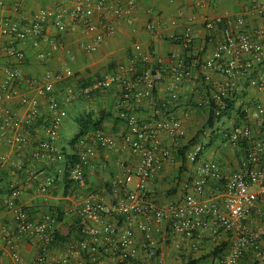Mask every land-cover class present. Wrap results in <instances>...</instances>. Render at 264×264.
I'll list each match as a JSON object with an SVG mask.
<instances>
[{
    "label": "built area",
    "instance_id": "2783aa9c",
    "mask_svg": "<svg viewBox=\"0 0 264 264\" xmlns=\"http://www.w3.org/2000/svg\"><path fill=\"white\" fill-rule=\"evenodd\" d=\"M7 1L0 0V11ZM55 1L58 10H42L25 29L14 22L0 23V36L31 39L32 47L39 50V58L45 62L61 46L46 35L48 19L54 20L59 33H65L71 25L84 26L93 37V44L85 48L88 52L98 50L107 38L115 36L118 25L137 22L133 0H77L69 10ZM100 10L110 14L115 23L99 24L95 16ZM249 12L261 20L252 32L245 31L244 17L221 11L206 21L208 31L220 30L222 36L209 60L199 62L195 57L188 62L173 56L163 70L153 65L161 62L156 52L138 40L133 45L132 63L119 65L89 86L59 88V98V84L75 76L70 67L45 71L40 82L26 78L18 66L7 68L0 81V170L21 166L11 154L2 151L3 145L15 151L27 149L35 163L57 165L61 174L45 176L37 192L49 196L56 184L71 182L65 198L70 203L67 212L75 220L76 238L56 242L57 215L30 213L25 209L23 189L13 186L0 204L14 214V225L2 227L7 240L2 256L13 264H264V102L246 109L250 124L225 134L227 144L242 153V159L230 172L217 160H205V144L186 142L183 121L165 118V112H155L164 117L152 123L121 113L127 127L118 134L97 131L82 145L74 165L67 162L58 145L69 104L116 84L122 87L125 98L121 106L131 98L141 103L152 97L167 77L173 80L176 101L181 86L195 79L197 73L208 84L220 76L225 78L214 97L219 102L220 96H234L239 78L246 74L254 75L250 86L264 92V74L260 72L264 67V0H253ZM157 26L151 22L147 29L155 33ZM174 40L193 56L203 50L190 27ZM46 42L49 47L43 48ZM9 53L17 64H25V52L11 48ZM43 99L53 119L45 137L31 147L30 128L41 116ZM12 101L25 109V116L6 105ZM183 149L186 172L192 175L182 183V196L168 201L156 182L165 165ZM116 150L125 158L112 159ZM102 153H106L103 159ZM93 177L97 180L94 184ZM36 179L35 173L29 174V180ZM26 237L34 240L37 247L33 260H27L19 249L20 241Z\"/></svg>",
    "mask_w": 264,
    "mask_h": 264
},
{
    "label": "crops",
    "instance_id": "0c3cea01",
    "mask_svg": "<svg viewBox=\"0 0 264 264\" xmlns=\"http://www.w3.org/2000/svg\"><path fill=\"white\" fill-rule=\"evenodd\" d=\"M137 5V22L134 25L121 24L117 26L116 35L107 38L101 47L92 52H88L85 48L93 44L92 35L88 34L85 27L82 25H71L65 33H59L55 28L53 19H48L46 25L49 36L52 40L60 42V48L55 51L51 58L43 62L39 58V50L32 47L31 39L20 40L14 36H0V81L5 78V71L9 67L18 66L22 74L33 82H40L45 71H58L64 67H70L75 72L74 80L69 78L67 81L59 84L56 91L58 98L61 96L59 88L66 86L77 89L83 88L81 84L88 81L89 86L97 79L101 78L109 71L115 70L121 64L132 63L131 59L135 56L134 43L138 40H143L145 48H152L157 58L161 61H155L154 66L160 69H167V64L173 56L185 58L187 61H193L196 56H193L181 43L174 40L175 37L183 36L185 30L190 27L199 41L202 51L199 53L203 56V61L209 60L219 42L222 40L221 31L216 30L210 32L206 28V21L212 19L217 11L225 12L226 14L244 17L246 19L245 31L252 32L261 24L260 17L257 14H251L249 8L253 0H133ZM77 0L69 2L59 0V6L64 9H71ZM63 4V5H62ZM42 10H58V3L55 0H8L6 7L0 11V23L14 22L27 28L39 15ZM95 20L99 24L111 25L115 20L110 14L105 11H97ZM155 22L158 29L155 33L147 29V25ZM46 42L43 48H48ZM17 48L26 53L27 58L24 65H19L10 56L9 50ZM134 63V62H133ZM135 64V63H134ZM264 67H262L263 69ZM263 73V71H261ZM140 74V71L137 73ZM264 74V73H263ZM252 75V73H251ZM246 74L239 78L238 90L243 85L250 86L252 76ZM76 78V79H75ZM71 79V80H70ZM84 79L85 82L80 80ZM73 82V83H72ZM79 82L81 84H79ZM225 78L220 76L215 80L211 87L213 92L218 93V88L225 84ZM72 85V86H71ZM202 82V74H195V79L185 82L178 91V99L173 98L174 88L173 80L167 77L160 84L152 97L144 99L141 103L131 98L125 101L123 109L136 115L140 120L152 123L155 120L161 119L164 116H155V111L167 112L168 117L179 118L183 121L186 127V135L193 130L195 120L199 117V112L204 116L206 108L201 107L206 97H201L199 91ZM84 86V87H86ZM251 87V86H250ZM26 87L23 86L22 89ZM1 91V88H0ZM237 92V91H236ZM122 87L118 84L111 89L105 91L102 95L94 97L90 104L82 101V99L73 100L69 106L68 117L64 120L63 128L58 141L59 148L71 154L67 143L76 132L75 120L77 116L87 108H95L99 110L101 107L111 109L115 116L120 115V104L122 101ZM244 99V98H243ZM247 99V98H246ZM201 100V101H200ZM245 100V99H244ZM11 109L17 111L21 116H25V109L17 101H12L6 104ZM49 116V106L45 99L41 105V116L33 122L30 128V145L34 147L38 141L45 137L46 128L52 121ZM127 127L125 120L120 121L118 125L114 122L105 124L106 132L118 134L121 130ZM215 148L210 149L204 154L206 160H217L224 165L225 170L230 172L234 169L242 159V153L233 152L223 157L222 155L213 152ZM238 150V149H237ZM2 151L11 154L18 162H21L20 168L11 170H0V204L6 201L13 186H20L23 189L26 201L25 209L36 216L44 214H54L58 219L55 226L56 242H72L76 238V227L74 226V218L68 214L67 210L70 206L66 195L65 182H60L52 189V195L42 196L37 192V185L44 179L45 176H59L61 172L57 165L48 167L45 163H35L30 156L29 151H15L9 145H3ZM106 153H102L100 158H105ZM125 158L124 153L114 151L112 159ZM175 161V160H174ZM173 161V162H174ZM179 163V162H177ZM171 161L168 162L161 172L156 183H160V187H164L161 182L170 175ZM35 173L36 180H29V174ZM188 177L191 172H187ZM188 178H186L185 182ZM93 184L97 181L95 177L92 179ZM184 182H181V184ZM178 186V192L173 197L166 200H178L185 191L183 184ZM160 188L162 192L163 188ZM71 190V189H70ZM180 192V193H179ZM164 193V192H162ZM57 195V198L55 197ZM61 201V202H60ZM14 225V214L7 212L3 207H0V264H13L10 259L2 256V249L6 246L5 232L3 226ZM20 251L27 258L33 260L37 254L35 241L28 237L20 241Z\"/></svg>",
    "mask_w": 264,
    "mask_h": 264
},
{
    "label": "trees",
    "instance_id": "16d2710c",
    "mask_svg": "<svg viewBox=\"0 0 264 264\" xmlns=\"http://www.w3.org/2000/svg\"><path fill=\"white\" fill-rule=\"evenodd\" d=\"M53 23H54V20H53ZM46 35H49L47 28H46ZM188 51H189V49H188ZM202 56H203L202 54L201 55L199 54L196 56V58L198 59L199 62L203 61ZM73 78L74 77H72L71 79H73ZM80 81L85 82L84 79H82ZM202 82L204 83L205 87H203L201 85L199 91L201 92L202 98L206 97L205 101H203L204 106H201V107L206 108V114H205L206 120H205V124L203 125V128L200 130V134L197 135L193 139V141L190 142V144L203 143V144H205V147L207 149V148H211L213 146V144L223 136L222 132L220 133L223 126H225L227 124H229V125L234 124L232 126H229L228 129L231 130V129H233V127L240 126L245 122H246V124H250L249 123L250 119L247 120V114H246V112H243V108L245 105H244V103H239L240 102L239 96L237 94H235L234 96H228L227 95V97L220 96L221 102H219V101L215 100V98H214L217 93L213 92L214 89L211 87V84H208L203 76H202ZM79 84H81V83L79 82ZM86 85H88V81L81 84V86H83V87ZM105 91H107V90L99 91L98 93L90 94V95L84 96L83 98H80V99H82V101H85L86 103L90 104V102H92V99H94V97L102 95ZM122 100L123 101L125 100L124 96L122 97ZM119 109H120V115L117 118L114 117L115 114L111 109H108L105 107H101L99 110L90 107V108L85 109L83 112H81L77 116V118L75 120L76 132L72 136V138L69 140V142L67 143L68 149L71 150V154H67L64 152V155H65L67 162H69L71 165H74L75 163H77L79 160L80 150L83 147L82 145H84V143L88 142V139L93 134H95L97 131H99V130L106 131L105 124L107 122L111 121V122H114L115 125H118L120 123V121L124 120L121 117V113L126 114V115H133L131 112L129 113V112L125 111L122 106H120ZM155 112H162L163 113L162 110L161 111L156 110ZM165 113L169 114L167 112H165ZM208 132L210 133L209 136H207ZM204 139L209 140L208 144H206L203 141ZM184 153H185V149L181 150L179 152V154L175 157V161L182 164L180 174L185 172L187 169V161L185 159ZM181 182H182V179H181V176H179L177 178V186H176V188H174L173 193H176L178 191V189H179L178 186L181 184ZM65 184H66V190L69 191L71 189V186H72L71 182H69L67 180V181H65ZM58 219H61V217H58ZM188 264H196V262H190Z\"/></svg>",
    "mask_w": 264,
    "mask_h": 264
},
{
    "label": "rangeland",
    "instance_id": "374dc122",
    "mask_svg": "<svg viewBox=\"0 0 264 264\" xmlns=\"http://www.w3.org/2000/svg\"><path fill=\"white\" fill-rule=\"evenodd\" d=\"M261 71H263V73H264V68L263 69L261 68L260 72ZM235 94H237L239 96V101H240L239 103H244V105H245L243 108V112H246L247 120H249V115H248L249 113H247L246 109H250L256 103L264 102V92H258L248 85L247 86L246 85L241 86L239 88V90H237V92H234V95ZM198 115H199V117L196 118L195 120H193V122H195V126L193 127V130L190 131L186 135V142L190 143L191 141H193V139L197 135L200 134V130L203 128V125L205 124L206 115L204 116L201 112H199ZM245 124H246V122L243 123L242 125H245ZM232 125H234V124H232ZM232 125L227 124V125L223 126V128L220 131V133L222 132L223 136L220 139H218L213 144V146L211 148H207L206 152H208L210 149L215 148L213 152H216V154L218 153V155H222L223 157H225V155H227L229 153L232 154L233 152H235V153L237 152L236 149L231 148L227 144V140L225 139V134H226V132L229 131V129H228L229 126H232ZM209 134L210 133L208 132L207 136H209ZM203 141L206 144H208V142H209V140H207V139H204ZM181 167H182L181 163H177L176 161H174V162L171 161V165L169 167L170 168V171H169L170 175L167 176L166 178H164V180L161 182V184L164 185V187L161 186L163 188L162 192H164V194L168 197V199L173 198L175 196V194L177 193V192L173 193L174 188H176V186H177V178L179 176H181L182 182H185L186 178H188L186 171L183 172L182 174H180ZM156 185L158 186V188L160 190V188H161L160 183L158 182V183H156ZM50 195H52V193ZM55 197L57 198V195Z\"/></svg>",
    "mask_w": 264,
    "mask_h": 264
}]
</instances>
